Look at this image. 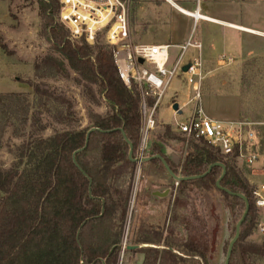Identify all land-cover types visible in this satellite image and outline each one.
I'll return each instance as SVG.
<instances>
[{
    "label": "trees",
    "instance_id": "trees-1",
    "mask_svg": "<svg viewBox=\"0 0 264 264\" xmlns=\"http://www.w3.org/2000/svg\"><path fill=\"white\" fill-rule=\"evenodd\" d=\"M37 3L39 35L48 43L50 52L34 62V75L66 77L72 71L80 83L95 86L108 111L101 115L87 109L90 125L80 129L57 130L45 137L29 136L11 151L14 160L8 167L0 162V264H118L138 166L129 159L125 138L132 144L133 157H136L141 137L140 91L135 84L130 87L124 84L118 76L111 49L99 37L93 45L83 39L71 40L68 30L58 21V0H37ZM0 48L4 49L1 43ZM30 85L35 99L42 104L51 99L69 103L65 97L43 90L38 83ZM30 107L26 95L0 92V114L13 115L22 110L26 123ZM66 107L70 112L71 104ZM57 114L63 116L62 111ZM33 116L31 113V124ZM91 127L100 131L89 134L83 149ZM178 138L165 125L163 133L149 142L146 156L163 157L180 177L201 175L209 165L222 162L226 169L220 185L244 195L249 204L228 264H256L264 260V244L246 240L257 223L253 186L232 158H224L205 143L188 141L186 154L178 162L173 161L167 149L169 140ZM75 151L77 166L72 159ZM140 168L142 172L165 174L172 185L175 183L158 158L142 163ZM221 173V167L213 166L203 177L179 181L175 187L176 193H183L187 188L198 193L199 210L194 221L200 232L204 230L203 245L192 235L174 244L162 237L161 232L143 224L132 232L134 240L129 244H146L129 250L143 255L140 264H223L245 203L216 187ZM123 180L127 185L120 183ZM178 202L176 198L174 205ZM222 213L228 217L230 231L222 243L221 259L213 260L211 247L221 235ZM84 221L77 241V231ZM182 221L188 231L190 224L185 218Z\"/></svg>",
    "mask_w": 264,
    "mask_h": 264
},
{
    "label": "rangeland",
    "instance_id": "rangeland-1",
    "mask_svg": "<svg viewBox=\"0 0 264 264\" xmlns=\"http://www.w3.org/2000/svg\"><path fill=\"white\" fill-rule=\"evenodd\" d=\"M39 29L37 0H0V43L4 46V49L0 48V92L8 93L18 89V93L27 96L31 105L26 123L23 122L25 114L22 110L13 115L0 114V162L5 167L14 160L11 151L29 136L45 137L57 130L80 129L90 125L87 109L101 115H105L108 111L103 99L96 93L95 86L80 83L72 71H69L66 77L38 78L34 75V62L50 52L48 43L39 35ZM135 40L137 43L148 42L144 36L136 37ZM175 51L176 49L172 50V54ZM220 56L222 55L202 61L203 111L216 120L235 119L251 122L255 133L254 150L264 153V57L250 56L243 61L234 59L231 63L221 60ZM31 83H38L43 90H49L55 96L65 97L71 104L70 112L66 107L68 102L57 103L51 99L42 104L37 101ZM173 89L176 95L169 99L168 109L164 105L158 109V126L149 132L148 142L161 135L165 125L170 126L174 135L179 138L169 140L167 151L173 161L178 162L179 158L186 154L187 141H180V135L173 130V112L170 110V104L176 102L175 98L178 97L180 102L178 105L179 108L182 106L183 113L181 112L182 115L177 119H181L190 112L191 104L186 103L192 93L179 79L172 80L167 94ZM165 103L164 100L162 104ZM57 111H62L63 116H57ZM31 113L34 114L32 124ZM42 126L45 127L43 130H41ZM236 167L245 177L242 171L244 167L242 165ZM255 170L264 175L261 170ZM262 180L264 183V179ZM120 183L123 186L127 185L125 180ZM249 183L255 185L254 182ZM176 184L175 182L172 185L165 174H151L145 170L142 172L140 165L137 166L124 227V234H128L127 245L134 240L132 232L135 228L143 224L151 226L155 232H161L162 237L174 244L185 241L188 235H192L203 245L204 230L200 232L197 228L198 223L194 221L199 210L198 193L190 188L183 193H176ZM155 192L166 193L158 196L154 194ZM176 198L179 202L175 206ZM263 217L264 208H257V223L251 235L246 238L247 241L264 244V234L258 229ZM183 218L190 224L188 231L184 229ZM220 218L221 235L216 239V244L213 245L212 242L211 247L213 260L221 259L222 243L228 238L230 231L227 215L222 213ZM144 245L146 244L138 246ZM142 257L140 253L133 254L127 250L122 264H138ZM256 264H264V260H259Z\"/></svg>",
    "mask_w": 264,
    "mask_h": 264
},
{
    "label": "built area",
    "instance_id": "built-area-1",
    "mask_svg": "<svg viewBox=\"0 0 264 264\" xmlns=\"http://www.w3.org/2000/svg\"><path fill=\"white\" fill-rule=\"evenodd\" d=\"M58 2V21L68 30L71 40L83 39L88 45H93L99 37L100 42L111 49L118 76L124 84L127 87L131 84L138 87L141 137L136 151L137 158L146 156L149 132L158 126L157 111L166 99L172 80L179 79L191 90V97L186 103L191 104V107L190 112L181 119L177 118L182 114L172 110L174 132L187 142L208 144L224 158H232L236 165H247L264 173V153L254 150L252 123L245 120H216L203 111L201 84L204 75L200 43L189 37L177 46L172 58L171 45L134 42L131 31L134 0ZM191 50H195L196 54L189 56ZM220 59L231 61V58L223 55ZM185 66L187 69L183 70ZM252 186L255 206L264 208V183ZM258 229L264 234V219L259 222ZM127 246L125 233L120 244L118 264L123 263Z\"/></svg>",
    "mask_w": 264,
    "mask_h": 264
},
{
    "label": "crops",
    "instance_id": "crops-1",
    "mask_svg": "<svg viewBox=\"0 0 264 264\" xmlns=\"http://www.w3.org/2000/svg\"><path fill=\"white\" fill-rule=\"evenodd\" d=\"M131 18L135 42L136 37L144 36L148 42L142 44L171 45V57L189 37L200 43L203 62L218 55L231 58V63L250 56L264 57V0H134ZM194 54L195 50L188 52ZM175 95V89L167 94L164 107L168 109L169 99ZM175 99L173 103H180ZM179 109L182 112V106ZM242 166L248 182L262 183L264 175Z\"/></svg>",
    "mask_w": 264,
    "mask_h": 264
},
{
    "label": "water",
    "instance_id": "water-1",
    "mask_svg": "<svg viewBox=\"0 0 264 264\" xmlns=\"http://www.w3.org/2000/svg\"><path fill=\"white\" fill-rule=\"evenodd\" d=\"M139 61L141 62V59H140ZM186 69H187V66L183 67V70H186ZM171 108H172V110H174V111L177 112L178 114L181 113V110L179 109V106H178L177 103H173V105L171 106ZM93 131H100V129L97 128V127H91V128L87 131L86 141H85V145H84L83 149H84V148L86 147V145H87V141H88V136H89V134H90L91 132H93ZM122 134L124 135L123 132H122ZM124 136H125V135H124ZM125 140H126V142L128 143V145H129L128 156H129V159H130L131 161L135 162L137 165H141L142 163H145V162H147V161H149V160H151V159L158 158V159H160V161L162 162V164H163V166L165 167V169H166L167 173L169 174V176H170V177H171L176 183H178L179 181H182V180H192V179H197V178L203 177L205 174H207V173L211 170V168H212L213 166H219V167H221V169H222V173H221L220 177H219V178L217 179V181H216V184H215L216 187H217L218 189H221V190L225 191L226 193H228V194H230V195H236L237 197L241 198V199L244 201V203H245V209H244V212H243V214L241 215L240 219L236 222V224H235L234 235H233V237L230 239V241L228 242V245H227V249H226V253H225V257H224L223 264H228V263H229L230 256H231V253H232V248H233L234 244L236 243V241L238 240V238H239V236H240V227H241V224H242L243 220L245 219L246 214H247V212H248L249 204H248V200H247V198H246L244 195H242V194H240V193H233V192H231L230 190H228V189H226V188H224V187H222V186L220 185V181H221L222 177H223L224 174H225V169H226V168H225V165H224L222 162H215V163L209 165V167H208V169L206 170V172L203 173V174H201V175H192V176H189V177H180V176L175 175V174L173 173V171L169 168V166H168L167 162L165 161V159H164L163 157L159 156V155H155V156H145V157H141V158L133 157V148H132V144H131V143L129 142V140H127L126 138H125ZM76 153H77V151H75V152L73 153V155H72V159H73V163L77 166V162H76V160H75V155H76ZM90 182H91V180L89 179V183H90ZM89 193H90V186H89ZM165 193H166V192H162V193L155 192L154 194H155V195H158V196H163V195H165ZM102 202H104V201H102ZM103 210H104V209H103V207H102L100 215L103 214ZM85 222H86V221H84V222L80 225V227H79V229H78V231H77V234H76V239H77V241H79V231H80V228L84 225ZM144 246H145V245H144ZM137 247H139V246H131V245H128V246H127V250L134 249V248H137Z\"/></svg>",
    "mask_w": 264,
    "mask_h": 264
},
{
    "label": "bare ground",
    "instance_id": "bare-ground-1",
    "mask_svg": "<svg viewBox=\"0 0 264 264\" xmlns=\"http://www.w3.org/2000/svg\"><path fill=\"white\" fill-rule=\"evenodd\" d=\"M194 16H198V15L194 14ZM242 30H243V29H242Z\"/></svg>",
    "mask_w": 264,
    "mask_h": 264
}]
</instances>
